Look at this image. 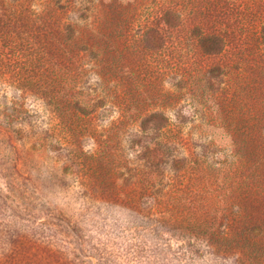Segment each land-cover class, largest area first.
I'll list each match as a JSON object with an SVG mask.
<instances>
[{
    "label": "rangeland",
    "instance_id": "1",
    "mask_svg": "<svg viewBox=\"0 0 264 264\" xmlns=\"http://www.w3.org/2000/svg\"><path fill=\"white\" fill-rule=\"evenodd\" d=\"M226 1L1 0L5 13L13 12L4 26L11 24L23 42L16 50L5 42L0 51V264H264L262 82L235 84L238 103L218 116L191 93L172 97V104L146 102L135 120L124 115L127 102H115L128 86L129 70L150 91L173 90L161 75L175 70L172 53L158 54L149 43L164 11L182 9L186 30L184 14ZM239 5L264 17V0ZM51 32L67 45L59 46ZM36 40L52 48V57L44 58ZM140 41L146 53L135 65ZM197 54L186 47L181 65L202 57ZM43 71L66 78L76 72L77 106L96 98L77 137L58 115L71 107L53 95L45 99L37 84L30 85L36 77L26 81ZM159 110L169 116L170 130L140 132L141 118ZM157 141L162 147L153 150ZM78 146L98 154L96 198L88 196L85 175L66 155ZM140 150L154 158V172L145 176L151 182L145 201L131 208L128 184L137 181ZM154 198L161 203L147 208ZM252 228L261 238L245 255ZM217 230L239 238L235 247L216 248L226 241L217 240Z\"/></svg>",
    "mask_w": 264,
    "mask_h": 264
},
{
    "label": "trees",
    "instance_id": "2",
    "mask_svg": "<svg viewBox=\"0 0 264 264\" xmlns=\"http://www.w3.org/2000/svg\"><path fill=\"white\" fill-rule=\"evenodd\" d=\"M239 2L240 0H228L220 8L213 5L207 10L197 8L193 14H184L188 27L186 30L180 27L181 16L179 12L182 9L174 12L177 18L171 14V10L167 9L164 11L160 18L162 27L160 28V25L155 28L151 27L155 36L152 37V40H149V43L152 44L153 48H156L158 54L172 53L170 55V60L173 61L171 66L175 70L173 72H162L161 75L164 77L167 75L166 79L173 86V90L157 88L150 91L141 82V77L133 70H129L128 86H122L123 88L118 90L117 96H115V102L121 104L127 102L124 115H128L130 119L135 120L141 115L146 102L155 100L164 104H172L171 100L174 99L172 97L177 98L182 94L191 93L204 99L205 103L208 104L206 108L218 116L226 112V105L232 106L238 103L236 97L239 94V88L235 84H242L247 81V84L253 83L255 87H259L262 82L264 86V17L259 16L261 10L241 9ZM10 12V14L5 13L4 4L0 0V51L3 49L5 42H10L9 48L14 50L22 46L23 41L17 40L14 36L13 26H10L11 24L4 26L6 23L4 18L9 20L13 16V12ZM258 21L259 25L257 24ZM59 38L52 39L64 48L67 44H63ZM37 43L44 54H48L44 56L45 59H48V56L52 57L49 55L51 47L47 48L45 43L43 44L39 41ZM140 43L141 45H138V50H136L138 60L135 61V65L142 64L144 53H146L147 47L143 45V41H140ZM186 47L191 48L194 54L198 55L197 53H199L202 57H197V61L191 63L187 59V61H182L184 64L181 65V59L185 58ZM70 49L71 47L65 48L64 51H70ZM92 52L94 53L91 50L89 54L91 58ZM32 59H37L38 63L42 61L38 56H33ZM206 59L209 60L208 64H206ZM166 63L168 62L166 61ZM192 63H195V66H190ZM242 64L248 66V69H241ZM53 72H40L38 74L39 78L35 74L32 73L31 75L30 73L29 76L27 75L26 81H29V83L33 82V77H36V79L34 78L35 82L30 85L37 84L36 87L45 96V99H47L48 95L50 97L53 95L59 97V101L62 102L63 100L67 106L66 108L71 107L69 110H61L58 115L60 120L65 121L68 125L67 127L72 132V137H77L78 126L86 121L84 118H90L89 109L97 105L95 102L96 98L89 102L88 105L81 102L77 106L79 104L77 94L81 90L77 89L74 84L78 77L77 75L75 76L76 72L71 73L67 78L54 72L53 78L50 79L49 75ZM56 85L58 89L54 94L50 93L51 89L55 90ZM255 97L256 95L253 96V98ZM169 121L170 118L165 110L153 111L150 115L141 118L139 131L142 133L150 131L161 132L164 129V132H166L170 130L168 127ZM226 124L227 122L224 120L218 128H223ZM156 145L153 150H160V147H162L161 141H157ZM75 149L66 155H69L70 163L75 164L77 170L81 171L82 175H85L84 183L89 188L88 196L96 198L101 191L97 181V174L99 173L98 154L96 152L85 153L80 147ZM141 153L140 150L136 155L137 181L133 184H128V207L131 206V208L137 204L136 202L145 201L143 197L148 196L147 194L151 187L148 176L147 180L145 176L151 171L154 172V168H151L154 158ZM79 154H82L83 158L81 157L77 160ZM214 162L219 163V160L215 158ZM174 194L171 196H175ZM161 199L146 200L147 202L150 201L147 208L151 209L157 203H161ZM215 233L218 241L221 242V238L224 241L226 240L224 245L216 246L221 251L234 248L235 242L239 241L237 237L228 236L226 230H217ZM247 235L250 245L246 248L245 255L251 254V250L257 248L261 232L254 231V228H252L247 232ZM252 261L257 263L255 260Z\"/></svg>",
    "mask_w": 264,
    "mask_h": 264
},
{
    "label": "clouds",
    "instance_id": "3",
    "mask_svg": "<svg viewBox=\"0 0 264 264\" xmlns=\"http://www.w3.org/2000/svg\"><path fill=\"white\" fill-rule=\"evenodd\" d=\"M130 155H131V153H130Z\"/></svg>",
    "mask_w": 264,
    "mask_h": 264
}]
</instances>
